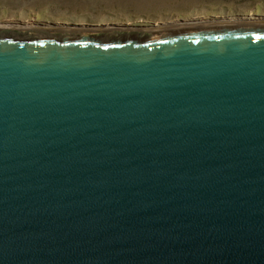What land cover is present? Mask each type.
Returning <instances> with one entry per match:
<instances>
[{
    "label": "water",
    "instance_id": "95a60500",
    "mask_svg": "<svg viewBox=\"0 0 264 264\" xmlns=\"http://www.w3.org/2000/svg\"><path fill=\"white\" fill-rule=\"evenodd\" d=\"M249 18L0 29V264H264Z\"/></svg>",
    "mask_w": 264,
    "mask_h": 264
},
{
    "label": "rangeland",
    "instance_id": "374dc122",
    "mask_svg": "<svg viewBox=\"0 0 264 264\" xmlns=\"http://www.w3.org/2000/svg\"><path fill=\"white\" fill-rule=\"evenodd\" d=\"M247 16L253 18L247 22L264 17V0H0L3 28L116 25L151 29L169 24L217 23L224 18L245 21L242 18ZM137 35L135 32L131 37Z\"/></svg>",
    "mask_w": 264,
    "mask_h": 264
},
{
    "label": "bare ground",
    "instance_id": "6f19581e",
    "mask_svg": "<svg viewBox=\"0 0 264 264\" xmlns=\"http://www.w3.org/2000/svg\"><path fill=\"white\" fill-rule=\"evenodd\" d=\"M195 25H201V24H183V25H180L178 27H191V26H195ZM177 27V28H178ZM1 30L3 29H9V28H3V27H0ZM10 29H23V30H42V31H45L44 29H37V28H10ZM157 30V29H156ZM161 30V29H159Z\"/></svg>",
    "mask_w": 264,
    "mask_h": 264
}]
</instances>
